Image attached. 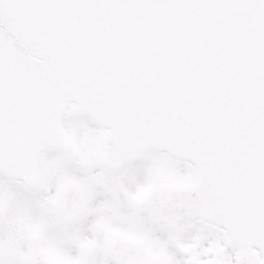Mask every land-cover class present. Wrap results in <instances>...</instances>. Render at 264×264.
Instances as JSON below:
<instances>
[{
    "label": "snow or ice",
    "instance_id": "6c2138e0",
    "mask_svg": "<svg viewBox=\"0 0 264 264\" xmlns=\"http://www.w3.org/2000/svg\"><path fill=\"white\" fill-rule=\"evenodd\" d=\"M0 264H264V0H0Z\"/></svg>",
    "mask_w": 264,
    "mask_h": 264
}]
</instances>
